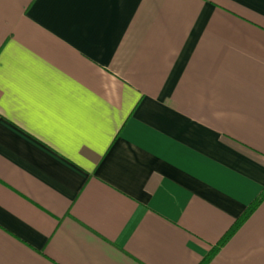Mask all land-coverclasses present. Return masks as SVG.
Segmentation results:
<instances>
[{
	"label": "crops",
	"instance_id": "crops-1",
	"mask_svg": "<svg viewBox=\"0 0 264 264\" xmlns=\"http://www.w3.org/2000/svg\"><path fill=\"white\" fill-rule=\"evenodd\" d=\"M263 190L264 0H0V264H199Z\"/></svg>",
	"mask_w": 264,
	"mask_h": 264
},
{
	"label": "trees",
	"instance_id": "trees-1",
	"mask_svg": "<svg viewBox=\"0 0 264 264\" xmlns=\"http://www.w3.org/2000/svg\"><path fill=\"white\" fill-rule=\"evenodd\" d=\"M264 199V190L258 198H256L253 203L246 209L243 215L238 218L229 231L223 236V238L218 242V244L204 257V259L199 264H208L211 259L216 255V253L222 248L231 237L237 232V230L243 225V223L249 218V216L255 211L259 204Z\"/></svg>",
	"mask_w": 264,
	"mask_h": 264
}]
</instances>
